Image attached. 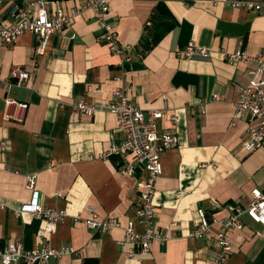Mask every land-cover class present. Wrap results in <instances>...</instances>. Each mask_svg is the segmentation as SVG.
Listing matches in <instances>:
<instances>
[{
    "label": "crops",
    "instance_id": "obj_1",
    "mask_svg": "<svg viewBox=\"0 0 264 264\" xmlns=\"http://www.w3.org/2000/svg\"><path fill=\"white\" fill-rule=\"evenodd\" d=\"M17 2L38 10L31 0ZM46 2L51 17L77 11L46 53L36 57L39 42L32 33L0 49V251L19 240L29 251L67 247L76 253L46 264H214L219 225L195 238L199 208L212 223L247 208L253 189L264 194V146L246 151L248 117L234 121V104L253 65L225 58L238 50L264 53V14L231 7L228 0H108L105 22L123 46L114 54L99 42V13L86 0ZM11 4L0 0L1 26L16 22ZM191 41L211 49L210 56H180ZM17 66L32 78L26 87L7 90L3 84ZM121 87L144 111L164 109L160 130L179 139L162 155L154 196L155 224L169 239L154 241L148 252L124 242L144 175L122 172L133 157L114 150L123 142L116 116L76 109L81 102H109ZM7 95L28 104L26 111L8 107ZM31 176L38 203L67 212L54 234L46 233L42 219L15 213L32 202ZM213 202L222 208L213 210ZM92 210L120 226L95 233L75 220L90 218ZM242 220L243 229L229 233L224 264H264V227L247 215Z\"/></svg>",
    "mask_w": 264,
    "mask_h": 264
},
{
    "label": "built area",
    "instance_id": "obj_2",
    "mask_svg": "<svg viewBox=\"0 0 264 264\" xmlns=\"http://www.w3.org/2000/svg\"><path fill=\"white\" fill-rule=\"evenodd\" d=\"M10 1L9 14L16 22L8 25H0V49L9 47L26 33H32L38 38L36 57L43 56L51 42L52 37L72 21L77 11L65 14L59 11L51 17L46 8V0H31L32 5H38L36 13L28 11L17 0ZM231 7L246 9L248 11L264 14V0H228ZM86 6L97 11L98 18L102 24L103 35L99 42H104L114 54L121 53L123 46L120 43L118 33L113 27L105 22L109 11L108 0H86ZM74 38V37H73ZM211 49L198 46L193 41L179 51V55L191 59L196 56L208 58ZM225 58L232 62H244L253 67L248 69L249 81L241 89L240 97L235 102L234 121L242 116L248 117L247 141L244 149L248 152L264 146V53L251 56L245 51L238 50L225 54ZM32 78V74L20 66L11 70V80L4 82L7 90L13 87H26ZM114 98L109 102L87 103L81 102L76 106L80 113L93 115L98 111L109 112L116 116V132L123 136L122 144L115 151L129 154L133 159L122 167L126 175H133L138 170L144 175L142 190L139 201L135 208V216L129 220L125 227L124 242L139 244L144 252L150 250L154 241L165 242L169 236L158 229L155 224V204L157 180L163 173L162 155L169 149L176 148L179 139L176 133H166L160 130V121L165 110L144 111L132 104L127 95L126 87H121L113 92ZM213 99H220L217 95ZM6 105L19 106L26 111L28 104L18 103L15 98L7 95ZM176 121V118H173ZM28 189L33 191L30 204H24L21 209L15 211L16 215L30 213L32 216L42 219L45 223V231L48 234L56 233L58 226L67 218L65 210L46 208L38 203V192L36 189V177L31 176L27 183ZM222 208L216 202L212 203L213 210ZM90 218L75 217L76 221L82 222L88 230L95 233H106L120 226L118 219H99L98 214L92 210ZM200 223L194 231L195 238L207 235L213 225H219L216 232V243L218 254L214 264H224L226 255L231 251L230 232L241 230L244 227L242 217L249 216L255 222L264 227V194L259 189H253L250 205L245 208H237L231 215L223 218H214L210 222L207 211L204 208L198 210ZM141 228L142 231H138ZM76 254L71 248L53 249L43 247L32 251L26 250L19 240L11 241L8 246L0 251V264H46L51 259H60L64 255Z\"/></svg>",
    "mask_w": 264,
    "mask_h": 264
}]
</instances>
